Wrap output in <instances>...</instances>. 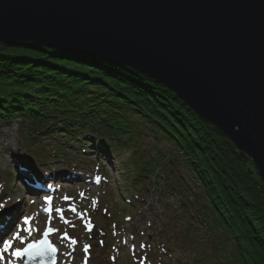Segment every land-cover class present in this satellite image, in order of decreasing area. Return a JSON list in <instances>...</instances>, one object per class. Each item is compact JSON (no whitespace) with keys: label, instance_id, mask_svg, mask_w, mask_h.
<instances>
[{"label":"water","instance_id":"95a60500","mask_svg":"<svg viewBox=\"0 0 264 264\" xmlns=\"http://www.w3.org/2000/svg\"><path fill=\"white\" fill-rule=\"evenodd\" d=\"M0 43L154 79L247 155L264 187V0H0ZM54 254L23 261L54 264Z\"/></svg>","mask_w":264,"mask_h":264},{"label":"rangeland","instance_id":"374dc122","mask_svg":"<svg viewBox=\"0 0 264 264\" xmlns=\"http://www.w3.org/2000/svg\"><path fill=\"white\" fill-rule=\"evenodd\" d=\"M127 113L136 116L132 111ZM17 121L0 122V190L6 191L2 203H8L0 215V226L8 225L0 242L19 232L7 251L0 246V264L15 259L13 251L38 239L46 225L54 229L50 238L59 250L58 264H226L198 204L197 179L182 160H167L164 173L155 171L156 181L150 176L138 180V167L152 161L153 156H178L173 144L176 140L163 128L138 124L134 144L129 146L108 141V150L101 144L103 139H95L86 151L68 144L60 150L54 135L27 137ZM25 145L30 152L23 149ZM21 163L33 166L36 172H49L46 183H39L51 185L52 195L58 194L51 216L42 211V194L38 200L29 194L27 187L33 177L21 172ZM170 167V178L177 177L183 196L167 189L165 172L169 173ZM252 169L256 170L254 165ZM78 174L80 177L75 176ZM25 217L30 218L27 226L23 224ZM29 226L31 235L24 231ZM64 233L69 234V240L64 239ZM73 239L77 243L72 244ZM85 245L89 246L87 251Z\"/></svg>","mask_w":264,"mask_h":264},{"label":"trees","instance_id":"16d2710c","mask_svg":"<svg viewBox=\"0 0 264 264\" xmlns=\"http://www.w3.org/2000/svg\"><path fill=\"white\" fill-rule=\"evenodd\" d=\"M12 117L34 133H55L61 144L97 132L133 145L138 124L160 126L176 140L178 156L142 163L139 174L182 160L197 179L198 204L226 264H264V189L251 159L154 79L81 53L0 43V120ZM171 172L167 188L183 196Z\"/></svg>","mask_w":264,"mask_h":264},{"label":"snow or ice","instance_id":"6c2138e0","mask_svg":"<svg viewBox=\"0 0 264 264\" xmlns=\"http://www.w3.org/2000/svg\"><path fill=\"white\" fill-rule=\"evenodd\" d=\"M0 207H4V205L0 204ZM56 211L60 212L61 210L60 209H56ZM72 211H75V209H72ZM29 221H30V218L29 217H25L23 219V224L27 226V225H29ZM24 231L28 232V234L31 235L30 226L29 227H25ZM47 234H48L47 232L44 233L45 236H47ZM18 238H19V232L13 233L12 239L3 240L2 242H0V246L3 247L4 251H7L11 247L13 240L18 239ZM71 242H72V244L77 243V241L74 240V239ZM21 243H23V240H21ZM42 246H47V247L45 249ZM88 247H89L88 245H85L84 250L87 251ZM33 250H36V254H42L45 250L50 251V252H55L56 251V249L51 245V243L47 239H41L40 241L29 243L23 249H17L16 251H14L12 253V255L14 257H20V256H23L25 254H30Z\"/></svg>","mask_w":264,"mask_h":264},{"label":"bare ground","instance_id":"6f19581e","mask_svg":"<svg viewBox=\"0 0 264 264\" xmlns=\"http://www.w3.org/2000/svg\"><path fill=\"white\" fill-rule=\"evenodd\" d=\"M24 47V46H23ZM19 162H21V161H19ZM27 164V163H26ZM19 167H20V170H21V172H23V173H27L28 175H30V177H34V176H36V171L34 170V167L33 166H28V165H25V164H20L19 165ZM21 167H23V168H21ZM34 173V174H33ZM38 174H41V176L43 177V176H46V175H44L45 173L44 172H38ZM43 174V175H42ZM75 176H77V177H80V174H78V175H75ZM42 177H40V178H42ZM48 177H45V179H47ZM36 179H39V178H36ZM81 179H84V176L83 175H81ZM29 180H30V178H29ZM32 181V180H31ZM30 181V182H31ZM84 182H85V184L87 185V183L89 182L88 181V179H86V181L84 180ZM89 184V183H88ZM40 186V185H39ZM41 187V186H40ZM44 188H42V190H43ZM263 189H264V187H263ZM34 190V189H33ZM35 191V193H36V197H37V199H38V196H40L41 195V193L40 194H38V191H36V189L34 190ZM43 196V195H42ZM15 213V211H13L12 213H11V216L13 215ZM10 216V217H11ZM10 221H12V219L10 218L9 219ZM8 223V222H7ZM7 224H5V226H3V228H0V237L2 238L3 237V235H4V233H5V231H6V228H7ZM13 262L14 261H12L11 262V264H13Z\"/></svg>","mask_w":264,"mask_h":264}]
</instances>
